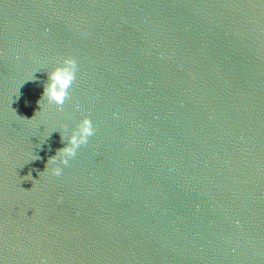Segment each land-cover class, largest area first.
<instances>
[{"label":"water","instance_id":"95a60500","mask_svg":"<svg viewBox=\"0 0 264 264\" xmlns=\"http://www.w3.org/2000/svg\"><path fill=\"white\" fill-rule=\"evenodd\" d=\"M0 264H264V0H0Z\"/></svg>","mask_w":264,"mask_h":264},{"label":"clouds","instance_id":"9594fccd","mask_svg":"<svg viewBox=\"0 0 264 264\" xmlns=\"http://www.w3.org/2000/svg\"><path fill=\"white\" fill-rule=\"evenodd\" d=\"M75 71L76 61L70 56L64 57L60 63L51 68L47 74V81L43 85L41 101L46 100L57 105L63 104L68 96L67 90L75 79ZM41 101L38 103L41 104ZM93 132L94 128L88 116H83L70 131L61 132V140L66 141V143L48 158L46 168L52 165L50 171L59 175L61 168L57 164V158H59V164H67L68 158L75 155L76 149L86 143Z\"/></svg>","mask_w":264,"mask_h":264}]
</instances>
